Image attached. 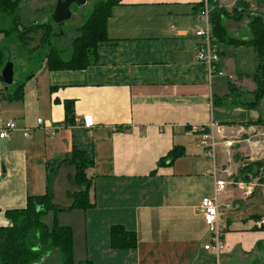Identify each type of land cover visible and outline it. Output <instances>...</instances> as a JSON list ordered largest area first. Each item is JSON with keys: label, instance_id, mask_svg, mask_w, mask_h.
<instances>
[{"label": "crops", "instance_id": "crops-1", "mask_svg": "<svg viewBox=\"0 0 264 264\" xmlns=\"http://www.w3.org/2000/svg\"><path fill=\"white\" fill-rule=\"evenodd\" d=\"M236 1L220 3L228 8ZM201 3L123 0L108 21L109 41L99 47L97 64L82 71L35 72L24 82L19 101L0 95V111L7 117L0 119V130L8 121L16 125L8 139H0V226L10 225L7 210L24 208L29 196L46 193L49 164L67 158L79 144L93 152L89 176L95 206L56 215L71 221L74 262L79 253V264H215V256L204 249L211 235L199 211L202 199L212 195L211 165L195 130L213 120L235 144L244 137L246 148L221 144L218 149L219 167L230 175L222 171V176L230 181L237 167L234 155H249L248 147L256 143L248 136L259 127L221 126L223 120L215 116L213 98L223 97L216 94L221 87L215 78L235 77L233 84L245 92L241 83L249 72H243L248 65L243 63L250 51L221 47L218 69L224 75L209 77L206 65L195 59ZM248 15L240 23H227L231 38H250ZM42 74L49 76L45 84ZM66 100L74 101L77 122L90 115V129L66 125ZM263 105L253 110L256 118L244 121L264 119ZM175 147L185 154L158 166ZM242 184L248 193L239 186L240 199L220 202L223 254L230 256L228 264H235L234 257L264 264V182ZM56 191L60 202L69 201L60 183ZM117 224L136 233L135 249L111 248L110 228Z\"/></svg>", "mask_w": 264, "mask_h": 264}, {"label": "trees", "instance_id": "trees-1", "mask_svg": "<svg viewBox=\"0 0 264 264\" xmlns=\"http://www.w3.org/2000/svg\"><path fill=\"white\" fill-rule=\"evenodd\" d=\"M22 0H0V19H10L11 27L1 29L0 34L12 37L16 34L19 42V51L33 55L36 51L48 48L45 56L46 68L49 71H82L98 62L99 47L109 41L108 21L114 9L123 0H101L95 4L93 11L77 29V36L71 44V56L65 59L63 51L57 50L55 37L59 31L52 21L36 23L31 26H22L20 16L17 14ZM240 1L237 6L242 7L245 13L236 11L227 12L219 5L220 0H208L210 8V26L214 36L220 59L223 55L221 47L252 49L256 64L250 76L255 84L252 92H246L252 99L246 103L250 110H257L264 102V0ZM253 1V2H252ZM256 5V10L251 11V5ZM203 0L199 5L203 8ZM260 10V11H259ZM199 11V13H200ZM248 13L250 17L248 40L233 39L228 36L224 21L232 20L240 23ZM38 38V43L36 44ZM43 60V59H42ZM7 61L6 53L0 49V72ZM35 74V71L34 73ZM24 81L17 80L13 89L0 90L4 99L12 102L23 98ZM232 94L223 97H214L213 103L217 107L224 105L230 96L235 94L240 97L241 88L231 83L229 86ZM13 90V92H12ZM66 125L77 126L74 115V101L66 100L64 103ZM221 126H264V119L247 121H223ZM185 154L181 148H173L166 157L161 158L158 166H163L168 160L173 161ZM94 164L93 152L90 148H83L74 144L70 155L60 161H55L48 166V187L44 195L29 196L26 206L21 209H12L5 212L9 226H0V264H74V235L69 226H60L56 222L52 226L44 223L50 214L55 215L66 209L89 210L95 206L90 196L93 179L88 175ZM264 164L262 162L245 163L239 170L235 182L251 184L253 179L260 176ZM260 183L264 180L259 181ZM68 190L70 199L65 204H59L56 185ZM67 207H64L66 206ZM1 211V210H0ZM110 245L114 250H132L137 246V237L134 231L127 230L123 225H113L110 228ZM55 255V256H53ZM57 257V263H56ZM46 260L43 262V260ZM86 264H91L86 262Z\"/></svg>", "mask_w": 264, "mask_h": 264}, {"label": "rangeland", "instance_id": "rangeland-1", "mask_svg": "<svg viewBox=\"0 0 264 264\" xmlns=\"http://www.w3.org/2000/svg\"><path fill=\"white\" fill-rule=\"evenodd\" d=\"M100 1L101 0H88L87 4L84 7H79V8L77 6L72 7L73 14H74L72 20L67 22L64 25L61 33L59 32V34H61V35L63 34V35L62 36L56 35V37H55V46H56L57 50L63 51V56L65 59H68L71 56V44H72L73 39L77 36V29L82 25V23L86 20V18L89 17L91 12L93 11L95 4H97ZM223 1L229 2V0H223ZM240 1H242V0H237L235 5L229 6L228 8H226L224 5H221L220 2H219V5L222 8H224L227 12L230 13L237 7V4ZM52 3H54V0H22L19 7H18V10H17V14L20 16L22 26L26 27V26L34 25L36 23H42V22H47V21L53 22V20L51 18L52 14H50V15L47 14V11L51 12L50 10H51L52 6L54 5V4L52 5ZM254 6L256 7L255 4H254ZM260 12H264V10L262 9ZM252 15H254V13H251V16ZM248 16H250V15H248ZM244 19H245V16H244ZM228 22L231 23L233 21L232 20L224 21V26H225L227 32L229 31L227 28ZM9 27H11V20L1 18L0 19V30L1 29H7ZM228 36H230L229 32H228ZM16 39H17L16 34H15V36H12L9 38L4 36L3 34H0V49L6 53L8 59L14 64L16 81L19 80V81L25 82L26 80H30V78L34 75L33 74L34 71L36 73H39V71L44 72V73H48L47 68H46V63L44 61L45 56L48 53V48H44L41 51H36L33 55L29 54L26 51L20 52L19 51V45L20 44H19V42L16 41ZM37 43H38V38H37L36 44ZM237 49H240V48H237ZM249 51H250L249 55L245 57L246 60L244 59L245 63H243L245 65V67L248 64L246 67L247 69L244 70L243 72L248 71L249 72L248 74H251V72L253 71V68L255 67L256 59H255V55H254V60H251L254 52L252 49H249ZM229 72H231L233 75L234 69H232V68H230V70L228 69V74H229ZM45 75L44 74L41 75L43 77L44 84L46 83V81L49 77V76H45ZM51 77H52V75H51ZM234 80H235V77L228 78L227 75L223 78H217L216 77L214 80V83L216 84V82L218 81L219 85L221 87L219 92L216 94L219 96H226V95L232 94V90H230L229 86L231 83H233ZM241 84H243L245 92H243V89H241L240 94H239L240 95L239 98H237V96L235 94H233L232 96L229 97L230 100L227 101L226 104L219 105L218 107L215 106L214 113H215L216 117L221 118L223 121L224 120L225 121L246 120V119L252 118L253 116H255V118H256L257 112H255V114H253L254 111L250 110L248 108V105L246 104V103L250 102L252 98L248 95H246V96L243 95L247 92V89H253L255 87V84L249 75L244 77ZM3 88H4V86L0 85V90ZM13 90H15V89H13ZM13 90H12V92H13ZM241 92H243V94H241ZM263 107H264V105H263ZM6 118L7 117H5L4 112L0 111V119L4 120ZM257 118H258V115H257ZM251 127H253V126H251ZM254 127H259L257 129L259 131L261 130L262 134H258V130H257L256 132H254L250 136H248V138L250 139V141L252 143H256V145L250 144V147H248V151L246 153L249 155H247V156L241 155L242 157H240L238 155V153H236V155H234V161H235V164H237V167L235 168V171H233L234 173L232 172L233 176L230 180L232 183H236L235 179H237L239 170L241 169V166L243 164L252 163V162L253 163L262 162L264 164V150H263V147H264V126H254ZM240 141H242V143L240 142L238 144H235L234 147L237 146V147L246 148L247 146H249L247 143H246L247 146L245 145L243 136L240 138ZM224 164H226V165H224V168H226L228 165V161L226 160L224 162ZM88 175H89V172H88ZM260 179L264 180V168L262 169L260 176L257 177L256 179H253L251 181V183H258L260 181ZM231 182H228L229 185H228L227 190H226L227 194L225 193L222 196L224 198H222V197L220 198V202L222 199H225V198L228 199V197H230L234 200L240 199L242 197L240 187L236 186L233 188L234 185H232ZM239 183H241V182H238L237 184H239ZM93 198H92V200L94 201ZM244 203H245V205H244ZM244 203H242V204L244 205L245 208H247L249 204L247 202H244ZM59 204L61 205L63 203L59 201ZM54 215H55L54 213L49 214V217L44 219V223L51 226L56 222L60 226H62V225L68 226L70 224L69 222H71L69 218L61 216V215L58 216V218L56 219L57 214L55 215V219H54ZM80 256L81 255L79 253L75 255L74 264H79L78 258ZM229 257L230 256H228V255L221 254L220 264H228L229 262H231L230 260L229 261L227 260V258H229ZM233 262L235 264H251L250 262H248L246 260H243L241 258H236V257L233 258ZM83 263H85V262H83Z\"/></svg>", "mask_w": 264, "mask_h": 264}, {"label": "built area", "instance_id": "built-area-1", "mask_svg": "<svg viewBox=\"0 0 264 264\" xmlns=\"http://www.w3.org/2000/svg\"><path fill=\"white\" fill-rule=\"evenodd\" d=\"M203 4V8L199 13V17L203 21V26L196 27L194 30V36L198 39L195 59L206 65L209 77L214 74L223 76V72L218 69V64L221 59L214 45V36L210 26V8L208 0H203ZM38 126H42V129L45 131L48 130L47 127L44 126L42 120H38ZM78 126L81 129H90L92 127L90 115H84L79 119ZM15 130L16 125L14 122H6L4 127L0 130V139H8ZM195 131L200 136V147L203 149L204 155L211 165L209 174L213 179L212 195L203 198L199 207V211L211 235L210 241L204 246V249L215 256V264H220V256L226 249L223 241L225 228L220 216V198L226 192L229 185L228 182L231 181H228L227 177L222 176V171L228 175L229 173L225 170H221L219 167L218 149L221 144L227 149H230L235 145V141L233 139H226L224 135H222L223 131L219 125L213 120L206 126L196 128ZM24 136L27 138L30 137L29 130L24 132ZM232 185L243 187L242 189H245V193H248V189L245 188L242 183H232Z\"/></svg>", "mask_w": 264, "mask_h": 264}, {"label": "water", "instance_id": "water-1", "mask_svg": "<svg viewBox=\"0 0 264 264\" xmlns=\"http://www.w3.org/2000/svg\"><path fill=\"white\" fill-rule=\"evenodd\" d=\"M87 2L88 0H56L51 18L60 33L64 25L71 21L74 16L72 6L75 5L78 8L84 7ZM235 10L245 13L243 8L236 7ZM62 35L58 34V36ZM16 83L15 66L11 61H7L0 72V85L4 86L5 91H8L14 87Z\"/></svg>", "mask_w": 264, "mask_h": 264}, {"label": "flooded vegetation", "instance_id": "flooded-vegetation-1", "mask_svg": "<svg viewBox=\"0 0 264 264\" xmlns=\"http://www.w3.org/2000/svg\"><path fill=\"white\" fill-rule=\"evenodd\" d=\"M73 6H75V5H73ZM73 6H72V7H73Z\"/></svg>", "mask_w": 264, "mask_h": 264}]
</instances>
